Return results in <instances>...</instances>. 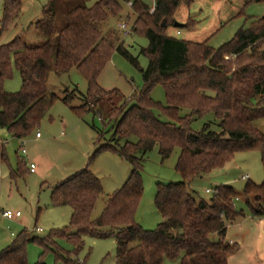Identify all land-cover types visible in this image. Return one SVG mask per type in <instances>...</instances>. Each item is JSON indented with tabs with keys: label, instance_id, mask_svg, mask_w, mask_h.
Listing matches in <instances>:
<instances>
[{
	"label": "trees",
	"instance_id": "trees-1",
	"mask_svg": "<svg viewBox=\"0 0 264 264\" xmlns=\"http://www.w3.org/2000/svg\"><path fill=\"white\" fill-rule=\"evenodd\" d=\"M129 2L137 18L132 35L147 39V47L139 54L148 63L145 70H140L141 90L115 106L112 99L119 92H106L98 85L101 72L114 52L134 67L138 64L119 34L103 33L100 26L109 17H120L121 3ZM190 3L153 0L151 12L142 0H99L64 13L65 24L57 32V3L49 0L42 7L41 19L33 24L44 38L43 44L30 47L16 37L0 45V130L18 140L29 137L44 119L46 105L57 100L55 96L47 99L46 95L50 70L61 76L76 68L88 89L81 98L83 104L70 109L79 117L87 112L98 115V105L104 101L109 104L107 123L98 132L96 144L105 134L111 136L91 159L110 152L131 169L122 186L107 196L102 212L94 220L91 215L103 190L88 166L52 187L51 205L71 210L68 226L40 239L21 232L0 252V264H28L29 242L37 243L60 264H85L79 259L84 237L113 239L116 264H166L176 260L178 264H228L237 252V245L225 241L226 227L243 217L234 207L237 193L228 185H219L207 200L196 201L188 193L187 183L222 169L241 152H259L264 168V133L254 125L264 120V16L252 19L231 41L212 49L207 41L191 43L165 34L174 23L177 8ZM20 9V0H2L0 37ZM13 70L18 72L20 89L7 93L3 85L12 78ZM157 85L164 92V106L150 98ZM71 100L65 98L62 102L69 105ZM182 110L188 114L180 116ZM208 115L213 116L218 132L210 129V123L200 131L191 129L193 121ZM160 116L166 121L162 122ZM130 138L135 141L130 142ZM155 147L162 161L179 150L175 171L181 181L155 185L154 206L163 221L147 231L134 216L143 191L144 158ZM6 161L5 146L0 143V164ZM24 168L25 164L18 163L11 178L22 177ZM242 193L250 215L262 218L264 183L248 181ZM59 242L69 244L71 250L62 249ZM42 255L35 264H45Z\"/></svg>",
	"mask_w": 264,
	"mask_h": 264
},
{
	"label": "rangeland",
	"instance_id": "rangeland-1",
	"mask_svg": "<svg viewBox=\"0 0 264 264\" xmlns=\"http://www.w3.org/2000/svg\"><path fill=\"white\" fill-rule=\"evenodd\" d=\"M49 0H20V13L9 25L8 29L0 37V45L11 42L19 37L22 42L30 47L43 44L44 38L37 33L33 24L41 19L42 7ZM99 0H56L57 16L56 31L63 28L65 22L63 14L80 6H92ZM153 7V0H142ZM189 5H180L173 17L174 23L182 26L189 24L188 28H174L169 26L165 34L168 37L191 42L202 43L212 49H218L231 41L237 31L249 26L252 19L264 16V3L256 0H190ZM249 2L246 6L244 3ZM120 17H109L108 21L100 26L105 32L119 34L120 41L137 60L138 67H134L118 53L114 52L98 78V85L106 92L116 90L118 96H114L112 103L120 106L132 95L142 88L140 70L147 67V59L140 55L142 48H146L148 41L142 36L132 35L136 16L132 13L127 3H121ZM2 17V2L0 3V19ZM125 24L128 33L121 32L119 25ZM177 32L180 35L176 34ZM47 99L55 96L50 106L47 104L44 119L35 132L41 135L40 140L35 139V132L29 137L18 140L10 138L5 132H0V139H5L7 161L0 164V213L2 211L19 212L21 217L17 220L4 219L0 216V252L7 248L13 239L25 232L30 238H45L51 232L63 230L68 226L71 210L68 207H54L50 202V189L62 183L70 176L88 166V169L100 181L103 195L97 201L91 219H96L104 208L107 196L117 191L129 175L130 166L117 155L103 152L92 155L96 149L106 144L111 133L104 135V139L96 144L98 132L103 130V124L107 123L109 104L101 102L98 107V115L84 113L81 117L75 114L70 107L78 108L83 104L81 98L87 93V82L76 70L57 76L50 70L47 80ZM3 89L7 93H15L20 89L18 72L13 70L12 78L6 81ZM74 94V95H73ZM65 98H71L69 105L63 103ZM150 98L162 106L166 104L165 95L161 86H155L150 92ZM188 114L182 110L180 116ZM162 122L166 119L159 117ZM212 115L193 121L191 129L200 131L205 124L210 125L212 131L218 132ZM254 125L264 133V120H259ZM134 142V138L129 139ZM22 143L24 146H22ZM25 149L26 154H22ZM179 150L175 149L172 155L162 161L158 149L155 147L144 158L142 177V196L137 206L134 220L144 230H154L163 220L155 209V185L157 183H178L180 176L175 171ZM25 164L22 177L11 178L16 171L17 164ZM30 163L36 168L35 173L28 172ZM248 176L249 180L242 177ZM255 185L264 183V168L260 154L257 151L241 152L234 156L233 160L222 169L215 170L201 179H195L187 183V190L193 198L207 200L209 194L205 191H213L219 185H228L237 193L234 207L241 211L243 217H238L235 223L228 226L225 241L228 243L235 235L244 238L243 249L229 258V264H264V255L260 253L250 259L256 248L264 253V234L259 238L256 247L255 239L258 236V220L250 215L246 205L247 198L243 189L247 182ZM264 219V216H263ZM35 229L40 231L34 232ZM264 233V228H262ZM234 241V240H233ZM237 243L236 240L234 242ZM229 244V243H228ZM238 244V243H237ZM231 246L233 244H230ZM59 246L70 251L71 246L65 242H59ZM116 245L111 238L93 239L83 238V249L79 255L80 261L85 264H116ZM43 253V255H42ZM45 264H60L51 253L43 252V249L35 242H29L26 246L28 264H35L40 256ZM166 264H178L165 261Z\"/></svg>",
	"mask_w": 264,
	"mask_h": 264
},
{
	"label": "crops",
	"instance_id": "crops-1",
	"mask_svg": "<svg viewBox=\"0 0 264 264\" xmlns=\"http://www.w3.org/2000/svg\"><path fill=\"white\" fill-rule=\"evenodd\" d=\"M179 35H180V33H179ZM5 132V133H7L5 130H0V132ZM36 133H38V132H35V134ZM8 135V134H7ZM10 137V136H9ZM11 138V137H10ZM36 140H40L41 139V135H40V137L39 138H35ZM1 140V142H2V144H4V146H6L7 145V142H6V140L4 139H0ZM26 154V153H25ZM24 154V155H25ZM30 164H33V163H30ZM28 172H29V166H28ZM35 172H36V168H35ZM34 172V173H35ZM30 173V172H29ZM247 176V175H246ZM127 178V177H126ZM248 180H249V178H248ZM208 190V189H207ZM206 190V191H207ZM205 191V192H206ZM21 217V214H20V216L18 217V218H15L14 220H17V219H19ZM254 219H257L258 220V223H257V232H258V236L256 237V239H255V242H256V247L258 246L257 244L259 243V238H260V236H261V234H264L263 233V230H262V228H264V219H263V217L262 218H255V217H253ZM233 223H235V221L233 222ZM233 223H231V225L233 224ZM230 225V224H229ZM228 225V226H229ZM228 226L226 227V233H225V236H226V234H227V230H228ZM40 231V230H39ZM235 238H233V239H230V241H228V243L229 244H233V245H237L238 246V250H237V252H236V254L237 253H239V251H241L242 249H243V244H244V238H243V236L242 235H235L234 236ZM234 240V241H233ZM235 240H236V242L238 243H234L235 242ZM259 250L256 248V250H255V252H253V254L251 255V257H250V259L251 258H253V257H255V256H258V253H260V256L262 257L263 255H264V253H261V252H258ZM264 258V257H263ZM229 260V259H228ZM228 264H229V261H228Z\"/></svg>",
	"mask_w": 264,
	"mask_h": 264
},
{
	"label": "built area",
	"instance_id": "built-area-1",
	"mask_svg": "<svg viewBox=\"0 0 264 264\" xmlns=\"http://www.w3.org/2000/svg\"><path fill=\"white\" fill-rule=\"evenodd\" d=\"M2 2V0H0V3ZM128 4V6L130 7V9H131V7H132V3L131 2H129V3H127ZM151 12L153 11V7H152V9L150 10ZM119 29L121 30V32H124L125 33V35H127L126 34V32L128 33V28L126 29V25L125 24H121V25H119ZM177 35L179 34V32H177L176 33ZM40 137V134L39 133H36L35 134V138H39ZM0 143H2L1 142V140H0ZM22 146H24V144L22 143ZM22 154L24 155L25 153H26V151H25V149H22ZM29 172L30 173H34L35 172V166L33 165V164H30L29 165ZM242 179L243 180H248V176H244V177H242ZM206 193L207 194H210L211 193V191H209V190H207L206 191ZM0 216L2 217V218H4V219H15V218H18L19 216H20V213L19 212H11V211H2L1 213H0ZM37 231H39V229H35L34 230V232H37Z\"/></svg>",
	"mask_w": 264,
	"mask_h": 264
},
{
	"label": "water",
	"instance_id": "water-1",
	"mask_svg": "<svg viewBox=\"0 0 264 264\" xmlns=\"http://www.w3.org/2000/svg\"><path fill=\"white\" fill-rule=\"evenodd\" d=\"M162 26H164V24H162ZM173 27L174 28H181L182 25L181 24H178V23H173Z\"/></svg>",
	"mask_w": 264,
	"mask_h": 264
}]
</instances>
